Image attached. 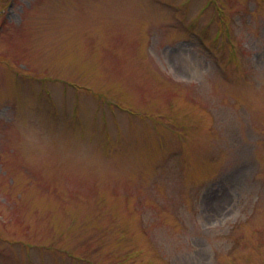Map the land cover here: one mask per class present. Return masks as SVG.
Masks as SVG:
<instances>
[{"label":"rangeland","instance_id":"1","mask_svg":"<svg viewBox=\"0 0 264 264\" xmlns=\"http://www.w3.org/2000/svg\"><path fill=\"white\" fill-rule=\"evenodd\" d=\"M0 264H264V0H0Z\"/></svg>","mask_w":264,"mask_h":264}]
</instances>
